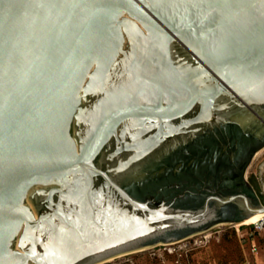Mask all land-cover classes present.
<instances>
[{
  "label": "water",
  "instance_id": "obj_1",
  "mask_svg": "<svg viewBox=\"0 0 264 264\" xmlns=\"http://www.w3.org/2000/svg\"><path fill=\"white\" fill-rule=\"evenodd\" d=\"M263 135L264 0H0V264H105L264 214L185 169L225 144L249 164Z\"/></svg>",
  "mask_w": 264,
  "mask_h": 264
},
{
  "label": "rangeland",
  "instance_id": "obj_2",
  "mask_svg": "<svg viewBox=\"0 0 264 264\" xmlns=\"http://www.w3.org/2000/svg\"><path fill=\"white\" fill-rule=\"evenodd\" d=\"M263 160L264 151H261L252 160L246 177H257ZM240 225H217L188 239L121 256L105 264H242L244 261L264 264V233H255L253 226ZM252 242L258 246L256 255L250 249Z\"/></svg>",
  "mask_w": 264,
  "mask_h": 264
},
{
  "label": "flooded vegetation",
  "instance_id": "obj_3",
  "mask_svg": "<svg viewBox=\"0 0 264 264\" xmlns=\"http://www.w3.org/2000/svg\"><path fill=\"white\" fill-rule=\"evenodd\" d=\"M251 128L254 135L261 130V126L256 123H251ZM261 151H264V148L255 152L248 164L247 154L244 151L233 150L228 153V146L226 144L220 145L219 152L210 151L201 154V157L195 158L194 156V158L189 159L185 169L192 171L195 170L196 166L197 169L200 167L199 171L201 172L192 173L191 178L193 177L202 184L206 190L220 195H246L250 199L251 206H253L256 203L255 196L264 202V172L260 171V164L258 175L254 179L246 177V173L252 160ZM207 155L210 156L207 157ZM193 159L194 161H192ZM195 161L198 162L194 164ZM245 212V205L241 200L240 205L236 204L228 217L238 220Z\"/></svg>",
  "mask_w": 264,
  "mask_h": 264
},
{
  "label": "built area",
  "instance_id": "obj_4",
  "mask_svg": "<svg viewBox=\"0 0 264 264\" xmlns=\"http://www.w3.org/2000/svg\"><path fill=\"white\" fill-rule=\"evenodd\" d=\"M240 226H246V227H247V226H248V227H249V226H253L254 231H257L258 233H261V232L264 233V217H263V219H261L259 222L255 223V224H253V225H240ZM237 230H238V229H237ZM242 238L245 239L244 236H242ZM250 247H251L250 249H251L252 254L256 255L257 252H258V246H257V244H256L255 242H252ZM244 264H252V263L245 262Z\"/></svg>",
  "mask_w": 264,
  "mask_h": 264
},
{
  "label": "bare ground",
  "instance_id": "obj_5",
  "mask_svg": "<svg viewBox=\"0 0 264 264\" xmlns=\"http://www.w3.org/2000/svg\"><path fill=\"white\" fill-rule=\"evenodd\" d=\"M264 217V214H256L252 217H250L249 219L245 220L244 222L241 223L242 224H245V225H253L257 222H259L261 219H263Z\"/></svg>",
  "mask_w": 264,
  "mask_h": 264
},
{
  "label": "trees",
  "instance_id": "obj_6",
  "mask_svg": "<svg viewBox=\"0 0 264 264\" xmlns=\"http://www.w3.org/2000/svg\"><path fill=\"white\" fill-rule=\"evenodd\" d=\"M243 227V226H241ZM246 227V226H245ZM253 228V227H252ZM255 233H258L257 231H255ZM243 241H246L244 238H243ZM246 261H244L242 264H244Z\"/></svg>",
  "mask_w": 264,
  "mask_h": 264
},
{
  "label": "crops",
  "instance_id": "obj_7",
  "mask_svg": "<svg viewBox=\"0 0 264 264\" xmlns=\"http://www.w3.org/2000/svg\"><path fill=\"white\" fill-rule=\"evenodd\" d=\"M248 262V261H247ZM249 263H251V262H249ZM252 264H260L258 261H256V263H252Z\"/></svg>",
  "mask_w": 264,
  "mask_h": 264
}]
</instances>
